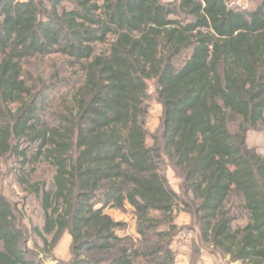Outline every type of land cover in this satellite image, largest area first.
I'll use <instances>...</instances> for the list:
<instances>
[{"label":"trees","instance_id":"16d2710c","mask_svg":"<svg viewBox=\"0 0 264 264\" xmlns=\"http://www.w3.org/2000/svg\"><path fill=\"white\" fill-rule=\"evenodd\" d=\"M53 53L74 71H25ZM150 82L163 109L153 145ZM262 125L264 0H0V161L39 203L41 251L71 235L63 264H176V210L228 264H264V152L249 144ZM40 163L49 180L33 179ZM127 204L137 238L105 211ZM23 221L0 192V264H43Z\"/></svg>","mask_w":264,"mask_h":264},{"label":"rangeland","instance_id":"374dc122","mask_svg":"<svg viewBox=\"0 0 264 264\" xmlns=\"http://www.w3.org/2000/svg\"><path fill=\"white\" fill-rule=\"evenodd\" d=\"M101 2V0H98ZM169 1V0H164ZM232 4L242 8H251L256 4V0H232ZM109 47V44H98L97 51L100 52ZM68 58L60 53H53L44 57L31 58L24 64V69L29 75L41 81H47L54 68L59 67L61 76H67L74 67L68 65ZM64 88L50 94L49 107L46 109L45 115L48 118V113L52 112L56 100L61 94L72 95L75 87ZM150 91L152 98L148 102V116L145 126L149 131L148 143L153 145L155 139L161 133V118L162 106L154 96L155 86L150 82ZM55 100V101H54ZM15 107V105H13ZM249 144L261 153L264 152V125L261 130L250 132ZM0 192L3 193L11 202L17 203L19 208L24 213V224L31 229L30 240L28 246L39 252V258L43 264H63L71 258V243L72 237L68 232H65L60 239L54 244L49 253L41 251L44 246L42 239L33 232V227L41 225L42 216L38 201L31 195H27L24 186L17 180V172L15 171L14 162L11 160L0 161ZM167 177L170 184L176 190H180V179L176 176L171 167L167 168ZM52 175V169L44 163L38 166L34 180H49ZM116 221L121 222L123 226L119 228L121 235H130L135 238L137 233V218L134 209L127 204L124 208H107L105 210ZM175 223L179 227V231L172 241V249L176 252V264H228L227 258L222 259L219 255L211 252V249L204 246L199 241V236L192 222L190 214L184 210H176L174 212ZM52 236H49V240ZM230 264H236L232 262Z\"/></svg>","mask_w":264,"mask_h":264},{"label":"crops","instance_id":"0c3cea01","mask_svg":"<svg viewBox=\"0 0 264 264\" xmlns=\"http://www.w3.org/2000/svg\"><path fill=\"white\" fill-rule=\"evenodd\" d=\"M236 264H242V263L238 261V262H236Z\"/></svg>","mask_w":264,"mask_h":264}]
</instances>
